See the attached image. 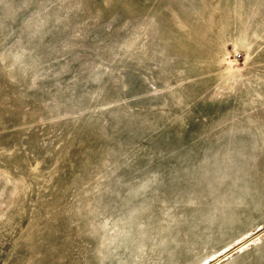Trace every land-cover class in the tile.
I'll return each mask as SVG.
<instances>
[{"label":"rangeland","instance_id":"rangeland-1","mask_svg":"<svg viewBox=\"0 0 264 264\" xmlns=\"http://www.w3.org/2000/svg\"><path fill=\"white\" fill-rule=\"evenodd\" d=\"M0 264H264V0H0Z\"/></svg>","mask_w":264,"mask_h":264}]
</instances>
